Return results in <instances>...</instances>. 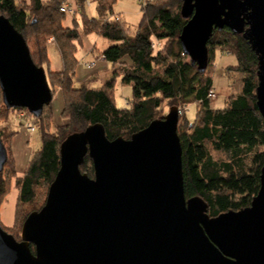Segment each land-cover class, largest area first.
<instances>
[{"label":"water","instance_id":"obj_1","mask_svg":"<svg viewBox=\"0 0 264 264\" xmlns=\"http://www.w3.org/2000/svg\"><path fill=\"white\" fill-rule=\"evenodd\" d=\"M182 1L187 23L179 39L199 70L208 66L216 28L251 45L264 118V0ZM0 88L8 109L26 108L37 118L53 101L45 68L3 14ZM180 114L172 106L128 139H109L101 123L69 134L46 202L24 221L21 240L0 222V264H264V166L248 207L211 216L203 198L185 194ZM87 154L94 177L80 168ZM7 159L0 135V172Z\"/></svg>","mask_w":264,"mask_h":264},{"label":"trees","instance_id":"obj_2","mask_svg":"<svg viewBox=\"0 0 264 264\" xmlns=\"http://www.w3.org/2000/svg\"><path fill=\"white\" fill-rule=\"evenodd\" d=\"M67 1L0 0V14L8 17L23 34L34 62L45 68L53 96L54 89H60L64 101L62 116L66 120L65 125L53 132L48 127L52 123L51 111H48L51 104L44 107L38 118L23 108L34 118L38 129L42 126V145L23 176L17 175L15 224L10 229L3 228L18 238L19 233L14 229L22 231L28 215L43 207L60 169L61 143L69 134L101 123L109 139L119 136L128 139L154 119L164 117L160 114L164 101L179 109L192 103L196 108L193 118L182 116L178 125L186 197L203 198L211 216L248 207L261 185L264 118L256 97L258 55L243 35L227 27L214 29L208 41V66L201 71L184 54L179 39L187 23L182 15V0H147L146 5H141L142 20L133 35L121 17L114 15L106 0H94L97 16H89L85 11L80 20L75 16L76 27H70L61 11ZM76 2L81 6L85 4V0ZM93 33L112 43L98 58L103 57L114 68L122 64L114 76L100 86L90 85L89 81L78 84L75 78L79 40L82 35ZM49 37H54L58 44L62 70H53L50 66L46 45ZM155 40L164 41L163 46L156 49ZM219 52L236 58L226 70L237 73L240 81L236 92L226 98V105L215 108L209 94L214 89V63ZM119 76L122 83L132 85L133 89L126 107H119L115 98ZM0 92L2 98L1 88ZM2 103L0 115L5 117L15 110L8 109L3 98ZM0 135L6 147L1 131ZM6 149L8 159L0 172V203L9 193L8 180L16 175L9 149ZM80 168L94 177L93 160L88 154ZM43 187L46 192L39 201V189ZM31 249L35 252L33 244Z\"/></svg>","mask_w":264,"mask_h":264},{"label":"rangeland","instance_id":"obj_3","mask_svg":"<svg viewBox=\"0 0 264 264\" xmlns=\"http://www.w3.org/2000/svg\"><path fill=\"white\" fill-rule=\"evenodd\" d=\"M25 2H30V0H24ZM76 3L77 13L74 15L65 14V23L70 27H76L74 21L75 16L80 20L83 12L89 16H97V3L93 2L92 5L81 6L76 2V0H70ZM106 3L111 5L113 8L114 15L120 16L122 21L128 27L129 33L131 35L136 33L139 23L142 20V11H141V2L139 0H106ZM86 9V10H84ZM51 38V37H49ZM49 38L47 39L46 45L49 46L51 43H56V39L49 43ZM164 41L155 40L156 49L163 46ZM112 44L107 39L100 37L96 33L89 35H82L79 40L78 50V64L76 67V81L78 84L82 82L89 81L90 85L100 86L103 85L106 81L110 80L114 74L115 70H119L122 64H117L114 68L113 64L103 60V58H98V55L101 51ZM56 47V46H55ZM50 56V66L53 70H62L61 60L59 59L58 54L54 51V46L51 45L49 48ZM84 62L94 61L95 65L92 68H87L82 61ZM236 62V58L230 53L221 54L220 52L217 55L215 60V72H214V89L216 91V97L212 98V106L215 108H221L226 105V98L229 95H232L236 92V89L239 87V77L237 78V73H228V67L231 64ZM81 65V66H79ZM228 66V67H227ZM227 67V70H226ZM231 67V66H230ZM133 89L132 85L122 83V77H117V84L115 90V98L117 105L119 107L128 106V101L132 98ZM2 98L0 92V108H2ZM172 104L169 101H164L160 110L161 115L168 114ZM64 107L63 96L60 89H54L53 101L51 102V107L48 111H51L52 123H49L48 127L50 131L56 132L58 126H63L66 123V120L62 116V111ZM195 104L192 103L189 106L181 108L180 117L193 118L195 115ZM49 113V112H48ZM31 121L32 117L28 116ZM182 117V118H183ZM31 118V119H30ZM36 125V124H35ZM40 127V126H39ZM42 127V126H41ZM36 126L35 131H29L25 127L23 121L21 120L18 110L9 112L5 117L0 115V131L4 134L5 142L7 148L9 149V154L13 162V167L16 171V175L8 180L9 193L6 197L3 198V201L0 203V222L2 226L6 229H10L15 224V213H16V204L18 199V191L16 189V178L18 176H23L26 168L28 167L31 159L34 157L36 152L40 149L42 145V138L40 129ZM39 201H42L46 188H40ZM16 230V231H15ZM15 232H18V238L21 240V230L14 229Z\"/></svg>","mask_w":264,"mask_h":264},{"label":"built area","instance_id":"obj_4","mask_svg":"<svg viewBox=\"0 0 264 264\" xmlns=\"http://www.w3.org/2000/svg\"><path fill=\"white\" fill-rule=\"evenodd\" d=\"M141 2V5H146L147 4V0H139ZM94 2V0H85V5L87 6H90L92 5V3ZM61 11L67 15H74L75 13H77V5L75 2L73 1H67L65 2L62 6H61ZM118 19V17H117ZM49 43L53 42L54 41V38L51 37L49 38ZM84 61V58L82 59L81 62ZM84 65L87 66V68H92L94 65H95V62L94 61H90V62H84ZM210 97L211 98H215L216 97V91L215 89H213L211 92H210ZM18 110V113H19V116L21 118V120L23 121L25 127L27 128V130L29 131H35L36 130V125H35V122H34V118H30L31 121L29 120V115L27 114V111L23 108L21 109H17ZM180 113H181V110H180Z\"/></svg>","mask_w":264,"mask_h":264},{"label":"crops","instance_id":"obj_5","mask_svg":"<svg viewBox=\"0 0 264 264\" xmlns=\"http://www.w3.org/2000/svg\"><path fill=\"white\" fill-rule=\"evenodd\" d=\"M51 45H53L54 46V51H55V53L56 54H58V56H59V59L61 60V67H63V61H62V57H61V53H60V51H59V48H58V46L55 44V43H51V44H49V46H48V48H50V46ZM56 46V47H55ZM79 53H77L76 54V56H77V58L79 59V55H78ZM82 58H85L84 56L82 57ZM103 58V57H102ZM103 60H105L104 58H103ZM106 61V60H105ZM81 64L83 63L84 64V61L83 62H80ZM82 64V65H83ZM79 66H81V65H79ZM230 96V95H229Z\"/></svg>","mask_w":264,"mask_h":264}]
</instances>
